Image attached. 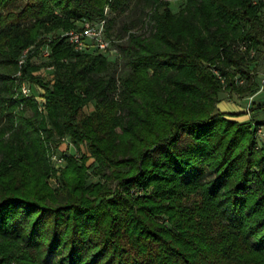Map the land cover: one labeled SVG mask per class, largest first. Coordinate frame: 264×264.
<instances>
[{"label": "trees", "instance_id": "1", "mask_svg": "<svg viewBox=\"0 0 264 264\" xmlns=\"http://www.w3.org/2000/svg\"><path fill=\"white\" fill-rule=\"evenodd\" d=\"M128 1L0 0V264H264V120L217 108L258 85L264 0H137L113 39ZM83 19H104L114 55L74 49ZM59 136L93 160L63 152L53 188Z\"/></svg>", "mask_w": 264, "mask_h": 264}, {"label": "rangeland", "instance_id": "2", "mask_svg": "<svg viewBox=\"0 0 264 264\" xmlns=\"http://www.w3.org/2000/svg\"><path fill=\"white\" fill-rule=\"evenodd\" d=\"M169 6L172 10H177L183 3L184 0H169ZM137 3V0H129L128 1V5L126 7V10L124 12H114L111 13L109 16L114 20L112 27H110L109 31L111 36L113 37V39L116 38L115 33L118 30L120 24H121V20L124 16V13L126 11H130V14L135 17L137 15V12L135 10V5ZM261 16L264 18V8L261 10ZM92 22H96V20H93ZM74 24H79L78 21H75ZM145 23H142L140 21L137 20L136 24H135V28L137 30H143L145 28ZM146 30V29H145ZM111 48V49H110ZM110 50H104L105 52L108 51L110 53V55H114L115 54V50L112 49L113 45L110 44ZM30 61L34 64H42L40 69L36 70L35 72H39L42 73L44 75L47 76V78L50 75V68H46L45 65L49 64L48 60L42 56H38V55H34L31 57ZM256 64L258 65L257 70L258 72H256V74L258 73H262L264 71V53L262 52L258 57H257V62ZM264 76V74H263ZM29 84H31V87H33L34 89V93L38 94V91L40 89H38V87L35 84H32L31 82H28ZM229 90H224L223 92L220 93V99H224L226 101L229 100ZM235 96V95H234ZM230 97H232V99H234L233 95H230ZM37 100H42L41 97L37 98ZM92 109V104L87 105L84 107V111L88 112ZM254 118V117H253ZM263 134V133H262ZM259 135L257 137L258 139V145H264V141L263 136ZM5 136L7 135V132L4 134ZM57 144V145H56ZM55 145L56 146H52L51 147V151L49 152L48 155V162L51 164L52 168H53V173L51 174V176H49L47 178L48 184L49 186L53 187V188H57L59 186V176L61 173L62 168H64L65 166V158L63 156V152H66L67 154H73L75 157L80 158L82 153H86L87 158L85 159L86 164L90 163V161L93 160V157L90 155V152L87 151V149L83 146L80 145V149L77 148L72 141H70L68 136H59L57 137V140L55 141ZM205 178H209V174L206 173V175L204 176ZM99 177L98 176H93L91 175L88 178V181H94L97 180ZM58 260V256H49L47 258V264H54L56 263Z\"/></svg>", "mask_w": 264, "mask_h": 264}, {"label": "built area", "instance_id": "3", "mask_svg": "<svg viewBox=\"0 0 264 264\" xmlns=\"http://www.w3.org/2000/svg\"><path fill=\"white\" fill-rule=\"evenodd\" d=\"M63 35L67 38V40L73 44L75 50H82L86 47L87 43L93 44L99 51L108 50L110 48V39L105 35L104 32V19L97 20L96 22H92L87 19H83L79 21V24L70 28L63 32ZM240 48H245L244 43L239 44ZM29 48H25L20 52V55L17 59V70L14 75L17 78L21 77L22 67L25 63V60L28 55ZM50 49L45 46L41 49L40 54L42 56H48ZM249 54L254 56V50L249 49ZM215 74L223 80V77L219 74L217 70H214ZM241 80H238L240 82ZM37 86V85H36ZM39 91H42L41 87L37 86ZM19 91L23 93L25 96L32 95L31 85L23 80H20ZM38 91V92H39ZM36 98H39V95H35ZM263 133V126L256 127V135L257 137Z\"/></svg>", "mask_w": 264, "mask_h": 264}, {"label": "crops", "instance_id": "4", "mask_svg": "<svg viewBox=\"0 0 264 264\" xmlns=\"http://www.w3.org/2000/svg\"><path fill=\"white\" fill-rule=\"evenodd\" d=\"M258 67V66H257ZM255 72H258L256 70ZM264 71L256 74V89L245 93H236L234 91L229 93V100L220 99L217 102V108L224 112L232 113L231 117L240 121L248 120L254 117L255 121L264 120V106L250 108L252 103H260L264 101ZM41 92V91H39ZM233 95L234 99L230 97ZM235 95V96H234ZM263 141H264V125H263Z\"/></svg>", "mask_w": 264, "mask_h": 264}]
</instances>
